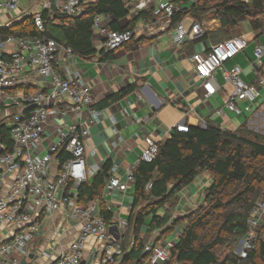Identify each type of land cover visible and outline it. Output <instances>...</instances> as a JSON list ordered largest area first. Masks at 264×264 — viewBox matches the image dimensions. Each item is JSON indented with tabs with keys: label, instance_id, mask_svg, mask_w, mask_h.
I'll list each match as a JSON object with an SVG mask.
<instances>
[{
	"label": "built area",
	"instance_id": "1",
	"mask_svg": "<svg viewBox=\"0 0 264 264\" xmlns=\"http://www.w3.org/2000/svg\"><path fill=\"white\" fill-rule=\"evenodd\" d=\"M124 1L138 11L154 4L153 0ZM89 3L91 0H0V29L32 16L39 31L30 36L11 34L2 38L0 35V112L2 105L18 107L8 116L0 115V124L10 129L14 142L13 149L8 151L0 141V264H21L17 254L28 264L35 260L41 264H123L122 239L129 230L128 218L113 212L108 222L98 200L87 205L78 201V187L100 170L98 165L88 164L87 141L91 127L103 117L102 110L97 106L93 86L76 67L78 52L45 33L49 18L54 19L57 13L75 18L84 13ZM180 9L173 0H159L154 7V18L147 24L148 36L164 31L166 22H172ZM210 26L193 20L187 29L182 20L172 31L173 41L181 46L203 36ZM92 31L100 56L124 46L135 36L133 28L111 29L103 14L94 17ZM245 44V38L235 33L206 53L196 52L190 57L206 99L221 88L219 71L225 83L232 86L224 105L215 109L218 115H226L227 110L236 115L246 112L253 115L258 107V97L264 88V44L255 47L253 82L243 79L240 65L228 68L225 64ZM47 125L54 127L57 140L44 146ZM190 125L196 124L185 119L174 129L187 132ZM143 142L141 159L151 162L159 153V141L146 135ZM135 167L127 168L126 179L122 180L118 175L120 164L112 162L110 191L126 193L135 182ZM7 178L9 182L5 181ZM69 223L76 226L70 242L69 231L73 227L69 228ZM247 223L249 229L242 240L241 258L255 247L258 228L264 225V198L257 201ZM45 226L53 240L46 247L54 249V257L45 249L38 252L30 249ZM183 226L171 238L148 243L145 252L149 257L141 264H168L170 251L180 239Z\"/></svg>",
	"mask_w": 264,
	"mask_h": 264
},
{
	"label": "trees",
	"instance_id": "2",
	"mask_svg": "<svg viewBox=\"0 0 264 264\" xmlns=\"http://www.w3.org/2000/svg\"><path fill=\"white\" fill-rule=\"evenodd\" d=\"M185 1L190 0H173L181 6L172 18L173 27L187 16L195 21L220 20L222 23L219 30L214 32L208 28L194 41L210 37L221 42L244 21L257 31L256 37L264 33V0H198L184 7ZM154 7L138 11V16L154 18ZM132 9L133 4L124 0H94L80 16L70 18L57 13L54 19L49 18L45 33L72 46L79 56L91 57L97 53L92 31L94 17L107 13L114 17L111 29L133 28L131 21L124 27L119 24ZM11 34L30 36L39 31L29 16L0 29L2 38ZM145 40V37L133 38L125 46L135 49ZM133 87L121 90L112 99L123 96ZM246 121L235 131L209 120L205 126L190 125L187 132L173 129L169 138L159 141V153L153 161L139 160L134 169L132 208L127 215L129 230L122 239L123 264L143 263L149 257L146 245L159 243L181 225H184L183 232L170 251L168 264H264V225L258 228L255 247L246 257L241 258L233 248L220 251L245 238L248 218L264 195V136L246 130ZM0 141L8 151L13 149L10 129L1 124ZM111 167L112 162L108 160L93 180L88 179L78 187L79 203L87 205L98 200L108 222L114 213L102 200V190L111 177ZM203 171L212 174L213 182L206 189L200 207L191 210L180 222L174 211L176 195Z\"/></svg>",
	"mask_w": 264,
	"mask_h": 264
},
{
	"label": "crops",
	"instance_id": "3",
	"mask_svg": "<svg viewBox=\"0 0 264 264\" xmlns=\"http://www.w3.org/2000/svg\"><path fill=\"white\" fill-rule=\"evenodd\" d=\"M153 1L152 5H155L159 0ZM103 18L109 26L114 20V17L107 13L103 14ZM150 20L152 18L147 19L143 14L138 16V10L133 5L129 15L122 18L119 24L124 27L131 21L135 29L134 39L145 37V41L135 49L124 45L112 51L106 58L96 53L87 58L79 56L76 61V67L82 70L85 80L93 86V95L103 114L101 121L91 127L87 141L88 164L98 165L101 169L108 160L117 162L120 164L118 175L122 180L126 179V169L137 165L141 160L143 138L146 135L153 136L157 141H164L171 136L175 125L185 119L190 124L199 126H205L209 120L233 131L244 121L252 119V114L247 116L248 112L236 115L227 110L224 116L215 112V109L224 105L232 90V86L225 83L220 71L217 78L221 88L212 97L206 99L204 96L195 63L190 57L196 52L209 51L212 46L219 43L214 41L215 38L188 40L178 46L173 41L174 27L171 21L166 22L164 31L149 37L147 24ZM193 20L191 16L183 20L187 29L191 27ZM210 25L209 29L214 32L222 27L220 20H213ZM235 33L242 35L246 44L238 55L225 61V64L228 68L240 65L243 68V79L253 82L254 51L258 43L264 44V33L256 37L257 31L248 21L241 22L231 31V35ZM132 85L134 87L128 93L112 99L113 95ZM263 91L264 88L258 99ZM263 102L264 100L257 105ZM241 106L244 107L245 103H241ZM17 110V106L2 105L0 115L8 116ZM56 140L54 127L47 125L43 145L47 146ZM90 179L93 180L94 177ZM5 181L9 182V178ZM108 181L102 190V200L111 211L127 217L132 208L134 185L123 193L118 190L110 191ZM212 182V174L203 171L190 185L180 191L176 195L177 204L174 209L176 216H184L187 211L193 210L192 201L197 197L203 199L206 189ZM69 226L73 227L69 231L70 242L76 232V226L70 223ZM3 233L6 234L7 231L4 230ZM35 238L37 240L32 243L30 249L36 250L35 252L45 249L54 257V249L46 247L53 242L48 235V226H45L44 231L38 233ZM17 256L21 259V264H28L23 256L19 254ZM33 264L41 262L35 260Z\"/></svg>",
	"mask_w": 264,
	"mask_h": 264
},
{
	"label": "rangeland",
	"instance_id": "4",
	"mask_svg": "<svg viewBox=\"0 0 264 264\" xmlns=\"http://www.w3.org/2000/svg\"><path fill=\"white\" fill-rule=\"evenodd\" d=\"M249 1V0H248ZM192 3V1H185L184 2V7H187L189 6L190 4ZM211 15V12L208 13V16L210 17ZM205 20H208L207 18H204ZM212 21H209V24L211 23ZM207 23V22H206ZM231 35V33H229V36ZM97 39V38H96ZM94 41V39H93ZM264 100V91H263V94L262 96L258 99L257 103H260V101H263ZM251 115L250 112H248L247 116L249 117ZM245 129L246 130H250L252 132H255V133H258L262 136H264V104H260L257 109L253 112V115H252V119L251 121H246V124H245ZM264 198V195L261 197V199ZM199 200L200 203H199ZM203 200L202 198H199L197 197L196 199H194L192 201V205H193V209H196V208H199L200 205L202 204ZM189 212H192L191 210L187 211V213ZM178 216V215H177ZM186 215L184 216H179L178 218V221L181 222V220L185 217ZM185 223V222H184ZM172 234L173 233H169L168 235V238H171L172 237ZM37 239H35L36 241ZM242 240L243 239H239L237 242H235L234 244L232 243V245L230 247H225V248H222L220 249V251L224 250V251H229V248H233L235 252H237V254L240 256V252L242 250ZM39 242V241H38ZM48 251H50L48 249Z\"/></svg>",
	"mask_w": 264,
	"mask_h": 264
},
{
	"label": "water",
	"instance_id": "5",
	"mask_svg": "<svg viewBox=\"0 0 264 264\" xmlns=\"http://www.w3.org/2000/svg\"><path fill=\"white\" fill-rule=\"evenodd\" d=\"M51 105H52V103H51Z\"/></svg>",
	"mask_w": 264,
	"mask_h": 264
}]
</instances>
